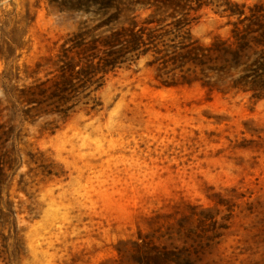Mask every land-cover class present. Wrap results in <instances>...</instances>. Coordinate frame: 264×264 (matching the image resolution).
I'll use <instances>...</instances> for the list:
<instances>
[{
    "label": "rangeland",
    "instance_id": "374dc122",
    "mask_svg": "<svg viewBox=\"0 0 264 264\" xmlns=\"http://www.w3.org/2000/svg\"><path fill=\"white\" fill-rule=\"evenodd\" d=\"M79 18L47 0H0V123L15 126L0 264H140L141 243L194 248V264H264V98L158 86L140 58L67 117L36 115L18 90L46 77ZM234 19L208 6L190 31L207 43ZM209 215L221 234L185 236Z\"/></svg>",
    "mask_w": 264,
    "mask_h": 264
},
{
    "label": "trees",
    "instance_id": "16d2710c",
    "mask_svg": "<svg viewBox=\"0 0 264 264\" xmlns=\"http://www.w3.org/2000/svg\"><path fill=\"white\" fill-rule=\"evenodd\" d=\"M47 2L58 11L75 13L80 18L75 29L62 38L55 53L47 58L50 69L46 77L18 90L17 97L32 105L36 115L67 117L78 102L101 87L108 74L140 58L153 70L158 86L198 83L208 92L249 93L253 100L264 98V7L259 3L246 6L231 0ZM208 6L235 19L230 22L227 37L215 36L203 43L192 36L190 29L199 11ZM13 118L7 120V130L0 123V184L3 158L9 153L5 142L15 127L9 122ZM207 211L202 210L205 214ZM10 212L8 207L6 211L0 207V217ZM196 221L195 227L185 231L186 237L209 232L207 238L212 239L221 234L218 228L226 227L216 224L210 215L198 216ZM136 245L140 264H194L193 254L198 252L185 246Z\"/></svg>",
    "mask_w": 264,
    "mask_h": 264
}]
</instances>
